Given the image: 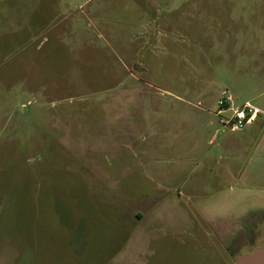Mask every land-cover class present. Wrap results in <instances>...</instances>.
I'll return each instance as SVG.
<instances>
[{
	"label": "rangeland",
	"instance_id": "1",
	"mask_svg": "<svg viewBox=\"0 0 264 264\" xmlns=\"http://www.w3.org/2000/svg\"><path fill=\"white\" fill-rule=\"evenodd\" d=\"M223 91L256 127L223 128ZM138 209L148 264H234L264 212V0H0V264H111Z\"/></svg>",
	"mask_w": 264,
	"mask_h": 264
},
{
	"label": "crops",
	"instance_id": "2",
	"mask_svg": "<svg viewBox=\"0 0 264 264\" xmlns=\"http://www.w3.org/2000/svg\"><path fill=\"white\" fill-rule=\"evenodd\" d=\"M52 4V3H50ZM257 124V123H256ZM256 124L253 127H256ZM251 127V128H253ZM250 129V128H247ZM214 141L213 139L210 141ZM134 216L138 220L136 224L134 225L133 231L130 233L128 237V242L125 241L123 245H119V240L116 242L117 252L113 255L111 259V264H148L147 258L149 257L150 252V243L153 241L152 236L154 235L153 232H151L152 228L148 227V229H144L141 226V223L146 220L148 217L145 216V213L138 210H135ZM110 217L115 219L116 227L117 228H123L124 225L119 223L121 221V216L117 211H114L110 214ZM103 224H100L102 226ZM165 225V224H164ZM93 228V227H92ZM98 230V228L96 229ZM86 231V227H85ZM91 231V229H90ZM103 235V234H102ZM92 238L96 235H92ZM93 239L91 240V245L93 244ZM120 249V250H119ZM108 250H106L107 252ZM131 254H134L132 257Z\"/></svg>",
	"mask_w": 264,
	"mask_h": 264
},
{
	"label": "built area",
	"instance_id": "3",
	"mask_svg": "<svg viewBox=\"0 0 264 264\" xmlns=\"http://www.w3.org/2000/svg\"><path fill=\"white\" fill-rule=\"evenodd\" d=\"M221 98L220 109L216 115L224 129L237 132L251 128L257 123L260 111L250 103H246L242 108L235 107L233 97L227 91L222 92Z\"/></svg>",
	"mask_w": 264,
	"mask_h": 264
},
{
	"label": "flooded vegetation",
	"instance_id": "4",
	"mask_svg": "<svg viewBox=\"0 0 264 264\" xmlns=\"http://www.w3.org/2000/svg\"><path fill=\"white\" fill-rule=\"evenodd\" d=\"M254 213L247 216L244 223L234 233L233 243L229 246V251L231 250L236 258L240 255H246L247 250L255 244L257 234L264 232V227L259 225L260 220L264 221V212Z\"/></svg>",
	"mask_w": 264,
	"mask_h": 264
},
{
	"label": "water",
	"instance_id": "5",
	"mask_svg": "<svg viewBox=\"0 0 264 264\" xmlns=\"http://www.w3.org/2000/svg\"><path fill=\"white\" fill-rule=\"evenodd\" d=\"M234 264H264V246L251 254L238 256Z\"/></svg>",
	"mask_w": 264,
	"mask_h": 264
}]
</instances>
